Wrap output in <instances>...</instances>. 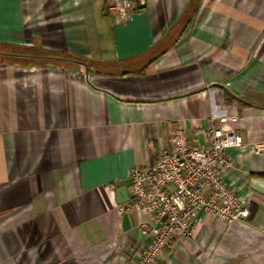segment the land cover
Listing matches in <instances>:
<instances>
[{
  "label": "crops",
  "instance_id": "crops-1",
  "mask_svg": "<svg viewBox=\"0 0 264 264\" xmlns=\"http://www.w3.org/2000/svg\"><path fill=\"white\" fill-rule=\"evenodd\" d=\"M107 2L0 0V264H137L119 192L180 127L243 138L225 181L248 217H202L157 264H264V0Z\"/></svg>",
  "mask_w": 264,
  "mask_h": 264
},
{
  "label": "built area",
  "instance_id": "built-area-1",
  "mask_svg": "<svg viewBox=\"0 0 264 264\" xmlns=\"http://www.w3.org/2000/svg\"><path fill=\"white\" fill-rule=\"evenodd\" d=\"M148 3L108 0L107 10L126 21ZM244 148L240 135L216 128L208 129L206 144L197 146L188 130L180 127L173 132L168 150L151 165L136 167L129 174V201L120 213L136 211L146 216L139 231L147 242L137 264H157L172 244L194 233L202 217L226 225L248 217L249 201L225 181V169L233 165L229 151Z\"/></svg>",
  "mask_w": 264,
  "mask_h": 264
},
{
  "label": "water",
  "instance_id": "water-1",
  "mask_svg": "<svg viewBox=\"0 0 264 264\" xmlns=\"http://www.w3.org/2000/svg\"><path fill=\"white\" fill-rule=\"evenodd\" d=\"M250 188L251 190L257 193L264 195V179H260V178L251 179ZM118 198L121 204H124L129 201V196L127 193V189L125 187L120 189Z\"/></svg>",
  "mask_w": 264,
  "mask_h": 264
},
{
  "label": "trees",
  "instance_id": "trees-1",
  "mask_svg": "<svg viewBox=\"0 0 264 264\" xmlns=\"http://www.w3.org/2000/svg\"><path fill=\"white\" fill-rule=\"evenodd\" d=\"M44 58L54 59V57H52V56H48V57H44Z\"/></svg>",
  "mask_w": 264,
  "mask_h": 264
}]
</instances>
